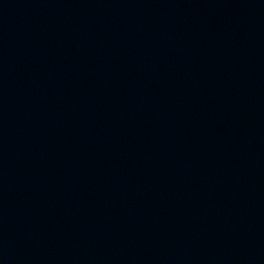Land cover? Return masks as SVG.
Instances as JSON below:
<instances>
[{
  "label": "water",
  "instance_id": "95a60500",
  "mask_svg": "<svg viewBox=\"0 0 264 264\" xmlns=\"http://www.w3.org/2000/svg\"><path fill=\"white\" fill-rule=\"evenodd\" d=\"M0 264H264V0H0Z\"/></svg>",
  "mask_w": 264,
  "mask_h": 264
}]
</instances>
